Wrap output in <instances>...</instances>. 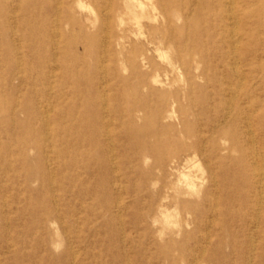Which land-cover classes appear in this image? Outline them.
I'll use <instances>...</instances> for the list:
<instances>
[{
    "label": "rangeland",
    "instance_id": "374dc122",
    "mask_svg": "<svg viewBox=\"0 0 264 264\" xmlns=\"http://www.w3.org/2000/svg\"><path fill=\"white\" fill-rule=\"evenodd\" d=\"M127 1L0 0V264H264V0Z\"/></svg>",
    "mask_w": 264,
    "mask_h": 264
},
{
    "label": "bare ground",
    "instance_id": "6f19581e",
    "mask_svg": "<svg viewBox=\"0 0 264 264\" xmlns=\"http://www.w3.org/2000/svg\"><path fill=\"white\" fill-rule=\"evenodd\" d=\"M201 6H200V11L201 12H203L204 10H205V0H201ZM232 4V3H231ZM232 5H234V4H232ZM153 10H155L156 9V6L154 5V4H152L151 6H150ZM233 7V6H232ZM234 8V7H233ZM127 9L129 10V12H130V14H131V16H132V19L137 23V24H139V22H140V13H139V11L142 13V12H144L146 9H147V6L145 5V3L143 2V0H128L127 1ZM232 13L234 12V11H231ZM232 18V17H231ZM238 21V20H237ZM236 22V21H235ZM236 24V23H235ZM235 24H233V25H235ZM230 25V24H229ZM232 26V25H231ZM232 29V28H231ZM233 31V30H232ZM232 35V34H231ZM233 36V35H232ZM60 37V36H59ZM233 38V37H232ZM239 38V37H238ZM234 39V38H233ZM237 44V43H236ZM237 46V45H236ZM164 55V54H163ZM237 62V61H236ZM57 70V69H56ZM55 70V71H56ZM238 73V72H237ZM244 75V74H243ZM244 79V78H243ZM241 84H242V82H241ZM178 156L176 155V156H174V158H177ZM172 162H175V160H173L172 159ZM258 168H261V167H258ZM259 172V171H258ZM260 173H262L261 171H260ZM264 174V173H263ZM181 178H183V180L186 182V184L189 186V187H194L195 186V184H194V182H193V179L191 178V175L189 174V173H182L181 174ZM261 178V177H260ZM259 178V179H260ZM263 178V177H262ZM264 179V178H263ZM262 179V180H263ZM262 180H261V182H262ZM264 187V186H263ZM260 188V187H259ZM262 189V188H261ZM163 206H167V205H165V204H163ZM169 211V207L167 206L166 207V210H165V212H164V215H165V217H166V219H167V221H170L171 220V217L167 214V212ZM74 223V222H73ZM254 254V253H253Z\"/></svg>",
    "mask_w": 264,
    "mask_h": 264
}]
</instances>
